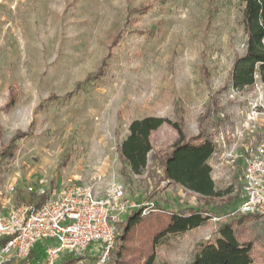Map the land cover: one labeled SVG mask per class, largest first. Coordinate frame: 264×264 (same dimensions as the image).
<instances>
[{"label":"rangeland","instance_id":"374dc122","mask_svg":"<svg viewBox=\"0 0 264 264\" xmlns=\"http://www.w3.org/2000/svg\"><path fill=\"white\" fill-rule=\"evenodd\" d=\"M244 9L242 0H0V210L67 185L99 194L115 186L161 213L207 208L217 220L165 237L154 251V264L190 263L222 224L241 218L245 160L264 139V84L231 85L246 52ZM151 116L182 122L189 139L211 136L221 196L206 200L163 179L158 160L179 139L168 124L150 137L145 173L122 176L118 147L132 122ZM19 133L26 136L3 157ZM141 232L130 236L124 262L145 264ZM236 235L251 243L253 264H264V218L244 220ZM136 246L142 259L132 262ZM83 257L80 264H96L97 247Z\"/></svg>","mask_w":264,"mask_h":264},{"label":"trees","instance_id":"16d2710c","mask_svg":"<svg viewBox=\"0 0 264 264\" xmlns=\"http://www.w3.org/2000/svg\"><path fill=\"white\" fill-rule=\"evenodd\" d=\"M242 2L245 5L243 27L247 37L246 52L236 59L231 74L232 88L239 92L251 89L256 86L257 82L264 84V0H242ZM16 103L17 99L12 93L8 104L13 107ZM166 124L172 126L179 139L167 153L163 154L159 160L157 159L162 166L163 179L171 185L184 188L206 200L221 196L216 192L211 176L212 166L209 161L217 151L211 136H206L202 132L195 138L189 139L185 135L184 124L172 122L168 118L151 116L131 123L128 136L118 147L120 159L126 168L122 176L130 174L139 177L145 173L149 168L148 157L152 153L150 137L153 132ZM19 136L12 140V145L3 153V157H9L12 154L11 148L16 146L17 141L23 140L26 134L19 133ZM49 194L50 191L43 195L32 196V200L27 205L35 211L48 200ZM212 217L207 208L198 210L186 208L165 213L157 209L154 213L147 215H144L141 210L134 211L127 216L123 234L120 238L117 237L122 243L119 250H113L111 253L115 256L111 264H130L124 262L123 257L130 250L128 245L134 240L130 236L137 229L142 230L141 234H147L146 244L143 243L149 246L144 254L145 264H154L156 259L154 251L162 239L199 229L208 224L213 219ZM256 217L241 216V218H234L222 224L217 231L218 237L213 241L200 244L199 252L188 264H253L254 255L251 243H241L236 234L237 227L242 226L244 220ZM149 232H153L152 235H148ZM47 245L46 242L38 244L30 253L26 264H38L43 261ZM140 250L141 248L136 246L131 251L132 260H134L132 262L142 259ZM83 261V256L71 252L63 255L57 264H80Z\"/></svg>","mask_w":264,"mask_h":264},{"label":"built area","instance_id":"2783aa9c","mask_svg":"<svg viewBox=\"0 0 264 264\" xmlns=\"http://www.w3.org/2000/svg\"><path fill=\"white\" fill-rule=\"evenodd\" d=\"M256 148L245 160V195L234 214L238 217L264 218V139ZM47 199L35 211L28 205L0 210V264L25 263L41 242L48 243L45 264H57L71 252L83 256L94 246L96 264H108L122 219L133 211L147 215L157 210L153 204L132 203L115 186L99 194L93 185H67L50 191Z\"/></svg>","mask_w":264,"mask_h":264}]
</instances>
